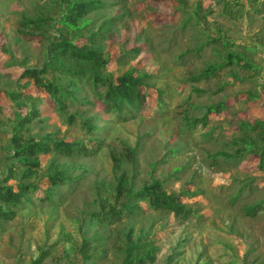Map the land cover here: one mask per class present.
Here are the masks:
<instances>
[{"label": "rangeland", "instance_id": "1", "mask_svg": "<svg viewBox=\"0 0 264 264\" xmlns=\"http://www.w3.org/2000/svg\"><path fill=\"white\" fill-rule=\"evenodd\" d=\"M100 1L105 5L88 14L83 35H100L96 47L109 60L105 75L132 70L150 76L140 110L107 113L99 91L85 79L74 82L52 68L46 79L71 90L73 100L55 105L39 93L21 76L43 68L47 43L22 37L20 24L58 18L54 0H0V185L21 181L24 166L14 156L12 138L27 117L24 139L49 136L75 141L82 150L73 157L40 156L33 183L56 167L68 182L51 201L41 200L47 185L40 183L13 221H0V264H35L41 256L39 264H122L125 249L138 243L156 249L155 261L147 264H264V175L255 157L234 159L241 125L264 122V0H187L186 6ZM58 28L52 22L53 39ZM229 52L242 54L251 67H243V60L240 67L194 80L207 66L224 63ZM61 69L78 67L64 61ZM222 103L219 113L209 112ZM121 176L135 193L161 182L168 194H183L181 202L193 214L183 220L139 202L135 215L104 220L126 204L117 194ZM253 207L254 217L247 214ZM83 246L93 256L89 261Z\"/></svg>", "mask_w": 264, "mask_h": 264}, {"label": "trees", "instance_id": "2", "mask_svg": "<svg viewBox=\"0 0 264 264\" xmlns=\"http://www.w3.org/2000/svg\"><path fill=\"white\" fill-rule=\"evenodd\" d=\"M151 1L155 3L173 1L181 6H186L187 3V0ZM54 3L55 9L58 11V18L54 19L50 16H45L37 19H24L20 24L22 37L44 38L46 40L48 59L45 65L42 66L43 68L26 69L21 77L32 80L36 90L46 95L55 105L66 101L68 98L73 100L74 96L71 90L65 91L59 84L46 79L49 68L59 70L61 73L70 76L74 82L80 81L82 78L85 79L86 84H91L99 91L98 101L103 105L107 113L122 114L128 108L140 110L147 100L144 90L151 88L148 82L150 76H137L132 70L119 77H114L111 74L105 75L103 71L107 69L109 60L96 47V41L101 39L100 35L98 33L87 37L83 35V31L90 24V21L86 19L88 14L103 8L105 4L100 0H54ZM54 21L60 24L61 28H58V36L53 39L49 31ZM101 32L107 33V30ZM83 40H86V43ZM87 43H90V45ZM136 51L139 50L137 49ZM243 60L245 61L243 67L250 68V63L242 54L229 52L225 56L224 63L207 66L194 80L199 81L202 78L212 77L216 71L223 67H231L233 65L240 67V62ZM64 61L76 64L78 69H61ZM156 92L158 98L161 99L162 91ZM248 97L250 99L258 98V96L251 93H248ZM224 108L225 105L222 103L218 107H210L208 110L210 113L217 114ZM31 114L36 117L38 112L33 110ZM30 121L31 119L27 117L18 122L15 127L12 138L14 156L16 159L21 160L24 169L21 172V181L18 184L0 185L1 222L13 221L17 215V209L24 204L30 203L31 195L40 192V183L43 182L47 185L41 200L51 201L55 195V189L68 182L64 172L59 167H56L53 173L43 176L40 183H33L32 179L37 176L42 167L40 156H47L54 152L63 157H73L75 153L82 152L80 145L75 141L66 142L49 136L43 139H24L21 133L26 129L27 123H30ZM73 122V118L70 117L69 123L72 124ZM83 123L88 129H91L88 121ZM241 130L243 136L237 140L238 142H235V145H240V147L236 148L237 152L234 159L241 161L247 156L255 157L257 169L264 175V122H258L254 125L242 124ZM117 166L115 165L116 168ZM11 174H13V167L10 170ZM118 180L117 194L124 195L126 204L122 205L120 210H116L113 207L104 215V220L113 223L121 221L124 213L135 215L140 209L139 202H146L149 208L155 211H167L183 220H187L193 214L181 202L184 195L168 194L161 182L156 181L135 193L124 176H121ZM5 181H8V179ZM257 211L258 207L249 208L247 214L254 217L257 215ZM101 239L103 240V238ZM154 252H156L155 247L140 243L127 247L122 264L153 263L155 261ZM82 255L84 261H89L93 258L92 255L88 254L85 246L82 247ZM43 259L44 257L41 256L35 264L41 263Z\"/></svg>", "mask_w": 264, "mask_h": 264}]
</instances>
